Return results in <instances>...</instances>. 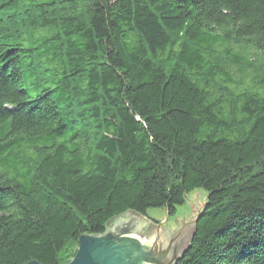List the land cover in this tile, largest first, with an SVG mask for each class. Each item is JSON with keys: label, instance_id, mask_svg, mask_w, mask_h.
Listing matches in <instances>:
<instances>
[{"label": "trees", "instance_id": "16d2710c", "mask_svg": "<svg viewBox=\"0 0 264 264\" xmlns=\"http://www.w3.org/2000/svg\"><path fill=\"white\" fill-rule=\"evenodd\" d=\"M195 189L175 264H264V0H0V264Z\"/></svg>", "mask_w": 264, "mask_h": 264}, {"label": "water", "instance_id": "95a60500", "mask_svg": "<svg viewBox=\"0 0 264 264\" xmlns=\"http://www.w3.org/2000/svg\"><path fill=\"white\" fill-rule=\"evenodd\" d=\"M205 197L202 189L193 190L189 215H183L173 224L167 223L164 218L167 213H162L153 233L145 230L149 220L136 217L108 223L102 234H82L73 258L66 264H175L189 247L192 228ZM135 235L144 236V242ZM24 264L40 263L31 260Z\"/></svg>", "mask_w": 264, "mask_h": 264}, {"label": "rangeland", "instance_id": "374dc122", "mask_svg": "<svg viewBox=\"0 0 264 264\" xmlns=\"http://www.w3.org/2000/svg\"><path fill=\"white\" fill-rule=\"evenodd\" d=\"M192 192L190 191L185 196V202L179 206L176 207L175 214L169 215L167 213V210L165 208H158V207H151L146 209L145 215L135 214L134 212H127L124 213L121 216L115 217L112 220H110L109 224L113 221H116L117 219H132L136 217H144L145 219L149 220L147 226L145 227V230L149 233H153L154 230L157 228V225L160 224V215L162 213H167L165 218V221L167 223H177L180 220V217L183 215H189L190 211L192 210ZM152 222V223H151ZM139 240L144 242V236L135 235Z\"/></svg>", "mask_w": 264, "mask_h": 264}]
</instances>
